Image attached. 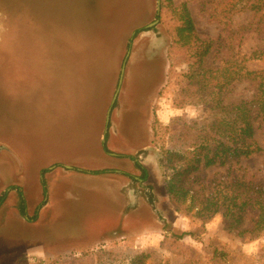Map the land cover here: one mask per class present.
<instances>
[{"label": "rangeland", "instance_id": "1", "mask_svg": "<svg viewBox=\"0 0 264 264\" xmlns=\"http://www.w3.org/2000/svg\"><path fill=\"white\" fill-rule=\"evenodd\" d=\"M245 69L264 72V0H0V170L15 182H1L0 264H264V234L179 211L165 188L182 128L212 123L209 86L253 98ZM239 166L264 179V153Z\"/></svg>", "mask_w": 264, "mask_h": 264}, {"label": "trees", "instance_id": "2", "mask_svg": "<svg viewBox=\"0 0 264 264\" xmlns=\"http://www.w3.org/2000/svg\"><path fill=\"white\" fill-rule=\"evenodd\" d=\"M185 24L183 30L195 32L188 10ZM262 56L260 52H253L250 57ZM213 70L209 67V71ZM263 73L245 69L240 74L242 80L257 83L251 99L226 103L229 84L221 83L219 79V82L209 86L206 102L210 103L208 118L211 117L212 123L194 121L182 128L185 133L182 134L183 148L167 151V165H172L174 173L167 176L165 181L166 190L175 198L174 203L180 206L177 210L190 214L194 209L195 214L204 219L221 214L227 229L256 235L264 234V179L249 176L248 170L239 166V163L243 158L264 153L256 137L264 121ZM235 165L238 167L234 168L232 176L224 180L222 176L215 187L195 188L200 172L213 167L230 169ZM213 189L215 193L211 192ZM207 190H210L208 195L205 194ZM184 203H187L186 206H182ZM249 213L253 214L252 228L246 229L244 225ZM214 254L225 256L224 252L217 249Z\"/></svg>", "mask_w": 264, "mask_h": 264}, {"label": "water", "instance_id": "3", "mask_svg": "<svg viewBox=\"0 0 264 264\" xmlns=\"http://www.w3.org/2000/svg\"><path fill=\"white\" fill-rule=\"evenodd\" d=\"M159 10H160V0H158V11ZM158 22H159V20H156L155 22L150 24V27L155 26ZM134 35H135V33H134ZM129 56H130V50L127 52V55L124 59V63H123L122 69H121L119 84H118V87H117L116 92L114 94L113 100L111 102V106L109 107V109L107 111L105 135H107L109 132V124H110V120H111V114H112L114 105L116 104V102L118 100L119 93L121 91V86L123 84L124 76H125V72H126V64H127ZM104 141H106L105 138H104Z\"/></svg>", "mask_w": 264, "mask_h": 264}, {"label": "crops", "instance_id": "4", "mask_svg": "<svg viewBox=\"0 0 264 264\" xmlns=\"http://www.w3.org/2000/svg\"><path fill=\"white\" fill-rule=\"evenodd\" d=\"M12 175H13V172L11 171V169H9L6 172H1V170H0V201L2 200V203L4 202V199L7 198V195L1 196L2 191H3L1 182H3V181H6V183L14 182V181H12V177H13ZM35 183H36V181H35ZM24 189L26 190V188H24ZM9 190H10V194L11 195L15 192L14 189H9ZM14 217L15 216H13L12 218H9V220H4V222H3V219H2L1 220L2 221L1 222V228L3 229L5 227V222L7 223V222L13 220ZM0 236H1V234H0Z\"/></svg>", "mask_w": 264, "mask_h": 264}, {"label": "flooded vegetation", "instance_id": "5", "mask_svg": "<svg viewBox=\"0 0 264 264\" xmlns=\"http://www.w3.org/2000/svg\"><path fill=\"white\" fill-rule=\"evenodd\" d=\"M43 182H44V180H43ZM46 187V186H45ZM2 202V200L0 201V203Z\"/></svg>", "mask_w": 264, "mask_h": 264}, {"label": "snow or ice", "instance_id": "6", "mask_svg": "<svg viewBox=\"0 0 264 264\" xmlns=\"http://www.w3.org/2000/svg\"><path fill=\"white\" fill-rule=\"evenodd\" d=\"M192 115H195V113H192Z\"/></svg>", "mask_w": 264, "mask_h": 264}]
</instances>
